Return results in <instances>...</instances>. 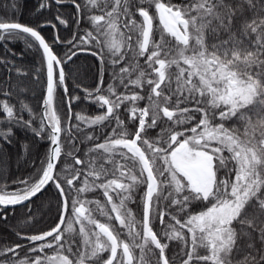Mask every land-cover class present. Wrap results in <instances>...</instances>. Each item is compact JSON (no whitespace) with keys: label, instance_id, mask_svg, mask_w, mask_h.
<instances>
[{"label":"snow or ice","instance_id":"snow-or-ice-1","mask_svg":"<svg viewBox=\"0 0 264 264\" xmlns=\"http://www.w3.org/2000/svg\"><path fill=\"white\" fill-rule=\"evenodd\" d=\"M71 5L35 26L0 18V163L16 129L47 142L43 158L21 145L32 171L11 190L0 167V220L22 206L40 223L32 206L49 193L55 209L0 241V264H264V0ZM14 43L40 59L18 64ZM80 54L98 62L91 85L70 66ZM41 83L37 113L25 94Z\"/></svg>","mask_w":264,"mask_h":264},{"label":"trees","instance_id":"trees-1","mask_svg":"<svg viewBox=\"0 0 264 264\" xmlns=\"http://www.w3.org/2000/svg\"><path fill=\"white\" fill-rule=\"evenodd\" d=\"M71 1V0H69ZM14 0H0V18H8L18 20L22 24L35 26L38 22L43 21L45 19H49L55 15L57 10L61 12L63 16L66 18H71L74 8L68 2H65L63 6H53L51 9H44L41 12H37V7L39 4V0H15V2L19 5L18 8H13ZM87 26V25H85ZM75 27V26H73ZM42 34L51 40L54 35V30L51 28H44L42 30ZM61 35H67L68 32L63 29L61 26L60 29ZM16 52H22L23 55L19 57H12L16 59L18 64H23L25 66L31 67L36 64V62L40 59L39 54L33 52L32 50H27L23 44L14 43L11 44ZM0 55H10L9 53H5L3 48L0 47ZM74 71V75H76V70L79 69L78 78L83 81L84 84L91 85L94 83V77L97 74L98 62L94 57L88 56L86 54H80L79 59L76 60V64L70 65ZM3 74L0 73V76ZM68 84L70 89L75 88V82L73 79L68 80ZM2 86V85H0ZM31 90L28 91L25 96L27 98V102L34 109L35 112H41V104H42V93H43V85L35 84L30 85ZM79 90L73 92L75 95ZM82 94V93H81ZM57 107L61 113L67 112V102L66 98L63 97L62 90L60 94L57 96ZM72 110L74 113H81L85 116L98 114V109L94 105H86L83 103L73 104ZM25 118H27V113H25ZM105 130L103 128H98L96 130L97 136L103 133ZM15 139L16 143L12 145L9 149L10 151V159H7L3 163H0V167H3L6 164L7 175V183L11 188L15 187L12 185V181L17 178H22L32 171L30 166H26L23 163V160L20 159V156H24L27 158L26 154L23 152L21 145L25 142L30 143L32 145V152L34 155H38L40 158H43L44 153L47 150V142L41 141L38 138H34L31 133L25 132L20 129H16L15 131ZM85 144L81 145V147H85ZM19 154V155H18ZM3 181H0L2 183ZM99 198L103 200L102 194H98ZM44 203L40 200H37L36 203L32 206V213L36 217L37 220L41 221L40 223L35 224L34 226L27 225L24 222L26 215L29 211L28 208L22 206H16L14 209L8 210V219L7 221L0 220V241H15L17 237L14 235L16 229L20 228L23 230H31L37 231L42 228H46L47 224L50 222L51 218L55 215V209L51 212L48 211L47 201L52 200L51 193L46 194L45 198H42ZM54 203V200H52ZM2 211V210H0ZM43 217V220H41ZM162 227V226H161Z\"/></svg>","mask_w":264,"mask_h":264},{"label":"flooded vegetation","instance_id":"flooded-vegetation-1","mask_svg":"<svg viewBox=\"0 0 264 264\" xmlns=\"http://www.w3.org/2000/svg\"><path fill=\"white\" fill-rule=\"evenodd\" d=\"M65 2H68V4H70L69 2H71V1H69V0H65Z\"/></svg>","mask_w":264,"mask_h":264},{"label":"rangeland","instance_id":"rangeland-1","mask_svg":"<svg viewBox=\"0 0 264 264\" xmlns=\"http://www.w3.org/2000/svg\"><path fill=\"white\" fill-rule=\"evenodd\" d=\"M159 37L157 36V39H158Z\"/></svg>","mask_w":264,"mask_h":264},{"label":"bare ground","instance_id":"bare-ground-1","mask_svg":"<svg viewBox=\"0 0 264 264\" xmlns=\"http://www.w3.org/2000/svg\"><path fill=\"white\" fill-rule=\"evenodd\" d=\"M71 4V2H69Z\"/></svg>","mask_w":264,"mask_h":264}]
</instances>
